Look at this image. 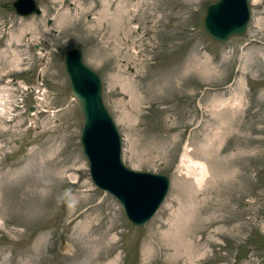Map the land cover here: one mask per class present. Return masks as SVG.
I'll return each mask as SVG.
<instances>
[{
	"label": "rangeland",
	"instance_id": "1",
	"mask_svg": "<svg viewBox=\"0 0 264 264\" xmlns=\"http://www.w3.org/2000/svg\"><path fill=\"white\" fill-rule=\"evenodd\" d=\"M37 1L0 0V264H264V0L225 42L201 26L212 0ZM72 45L122 161L168 174L141 225L89 179Z\"/></svg>",
	"mask_w": 264,
	"mask_h": 264
},
{
	"label": "water",
	"instance_id": "2",
	"mask_svg": "<svg viewBox=\"0 0 264 264\" xmlns=\"http://www.w3.org/2000/svg\"><path fill=\"white\" fill-rule=\"evenodd\" d=\"M22 1L12 0L11 5L15 13L24 16L40 12L36 0H28V7H21ZM249 4L250 0H212L206 3L201 16L203 30L219 42H225L231 36L244 35L250 19ZM51 20L52 18L47 16L45 24L49 26ZM50 30L54 31L53 28ZM62 62L68 79L69 93L77 102L81 114L79 141L87 162L89 179L119 203L124 216L131 224L141 225L154 214L163 200L169 186L168 174L133 169L123 163L120 157L121 136L103 104L98 74L83 61L81 51L76 46L64 50ZM78 74L90 81L91 89L79 87L76 78ZM33 108V104L29 105L28 113ZM106 138L110 140L107 145L104 143ZM145 180H148L147 186ZM141 195H145V198L150 196L147 198L149 201H142Z\"/></svg>",
	"mask_w": 264,
	"mask_h": 264
},
{
	"label": "bare ground",
	"instance_id": "3",
	"mask_svg": "<svg viewBox=\"0 0 264 264\" xmlns=\"http://www.w3.org/2000/svg\"><path fill=\"white\" fill-rule=\"evenodd\" d=\"M29 4H30V2H29L28 0H23V1L20 3L21 7H22V6H23V7H28ZM76 78H77V82H78V84H79V87L81 86V87H82L83 89H85V90H86V89H91L90 81H88V79H87L85 76H83V75H79V74H78V75L76 76ZM217 102H218V101H217ZM220 102H221V101H220ZM219 104H220V103H219ZM219 104H218V105H219ZM34 111H35V107H34L33 109L29 110V113H28V114H29V115H33V114H34V113H33ZM95 129H97V128H95ZM95 129H94V130H95ZM96 131H97V130H95V132H96ZM95 132H94V133H95ZM109 142H110V140H109L108 138H106L105 141H104V143H105L106 145L109 144ZM102 145H104L103 142H102ZM102 148L104 149L103 146H102ZM96 154H97V153H96ZM106 161H107V159H106ZM106 165H107V164H106ZM192 166H193V165H192ZM146 177H147V176H146ZM146 177H145V178H146ZM149 177H150V176H149ZM150 178H151V177H150ZM151 179H152V178H151ZM153 181L156 182V179L153 178ZM154 182H153V183H154ZM147 183H148V180H145V185H146V186H147ZM156 183H157V182H156ZM142 184H143V183H142ZM151 184H152V183H151ZM143 186H144V184H143ZM153 186L155 187V185H153ZM138 187H139V186H138ZM150 190H151V189H150ZM139 191H140V187H139V189H138V192H139ZM138 192H137V193H138ZM143 193H144V192H143ZM148 194H149V193H148ZM146 196H147V195H146ZM140 197H141L140 199H141L142 201H144V200H148V201H149V199H147V198L150 197V196H148V197L145 198V195H143V196L141 195ZM151 197H152V195H151Z\"/></svg>",
	"mask_w": 264,
	"mask_h": 264
}]
</instances>
